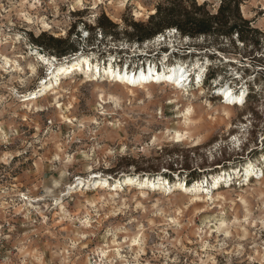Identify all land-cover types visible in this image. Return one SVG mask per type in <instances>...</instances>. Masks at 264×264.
<instances>
[{
    "label": "rangeland",
    "instance_id": "374dc122",
    "mask_svg": "<svg viewBox=\"0 0 264 264\" xmlns=\"http://www.w3.org/2000/svg\"><path fill=\"white\" fill-rule=\"evenodd\" d=\"M158 1L0 0V264H264V47L173 28L128 39L126 23L146 21ZM240 9L264 31V0ZM101 13L116 37L95 27ZM70 30L78 50L63 56L30 41ZM83 56L90 76L81 64L56 84ZM108 66H180L185 78L141 88ZM227 87L243 99L225 98ZM183 162L198 179L185 182ZM128 176L167 180L120 185Z\"/></svg>",
    "mask_w": 264,
    "mask_h": 264
},
{
    "label": "trees",
    "instance_id": "16d2710c",
    "mask_svg": "<svg viewBox=\"0 0 264 264\" xmlns=\"http://www.w3.org/2000/svg\"><path fill=\"white\" fill-rule=\"evenodd\" d=\"M243 1L219 0L216 10L211 11L205 1L160 0L156 3L154 12L148 15L146 21L131 19L126 23L130 28V31L125 29L126 37L130 40L142 42L161 34L166 29L173 28L182 36L191 38L205 36L210 39L212 44L229 42L234 46L235 42H240L242 46L250 47L251 51L260 50L264 47V31L254 26L251 19L242 15L240 6ZM95 27L103 35L117 36L116 23H113L104 13L96 18ZM72 31L70 30L65 37L54 36L44 31L35 36L30 34V41L40 50L51 52L56 56H63L78 50V44L71 39ZM165 49L163 47L161 50L165 51ZM221 51L227 52V49L224 48ZM215 73L216 70L212 67L207 69L206 80L214 79ZM133 163L134 161L130 160L127 164ZM172 163L167 165L170 170L174 169ZM180 168L191 169V166L190 163L183 162ZM154 171H158V169H154ZM180 172L182 171L180 170ZM164 175L171 179L170 174L164 173ZM186 176L188 178L185 179V182L190 183L192 180L199 178V171L197 172L196 168H193Z\"/></svg>",
    "mask_w": 264,
    "mask_h": 264
},
{
    "label": "bare ground",
    "instance_id": "6f19581e",
    "mask_svg": "<svg viewBox=\"0 0 264 264\" xmlns=\"http://www.w3.org/2000/svg\"><path fill=\"white\" fill-rule=\"evenodd\" d=\"M155 9L150 10V12H154ZM44 58V57H43ZM48 61V60H47ZM5 63H9V59L5 58ZM10 64V63H9ZM81 64H85L87 66V69L84 71V73L87 76H90V71H89V60L86 56H83L80 60H74L70 63H67L63 66H61L58 71L57 74L55 76V80H56V84L61 85L62 84V79L60 76V74H69L72 71H74L75 69H80L81 68ZM84 69V68H83ZM104 69V68H103ZM180 66H178V68H175L173 66V68L169 69V71H161V72H155L152 68H149L148 71L146 73L144 72H139L138 74H133V73H128V72H118V71H114V69H111L110 66H108L107 69H104L103 72L104 74H109L110 77L113 78H117L118 80H120L121 82L126 83L127 85H138V87H145L146 84L145 82L149 81L150 79L153 78V80L159 81V80H166V79H172L173 81L179 82L181 80H183L185 78V74L183 73V69L179 70ZM65 77V76H64ZM55 84V83H54ZM51 85H53L51 83ZM47 85L45 84L43 86V90L45 91L47 89ZM50 87V84H49ZM222 95L226 96L227 99H238V100H242L243 99V95L241 94H233V92L231 91L230 87H227L225 89L222 90ZM190 109L187 108L186 112L189 114ZM256 173L255 169L249 165L246 168V174L247 176H249L250 174ZM165 177L163 176H159L156 180L152 179L150 177L145 178L144 180H138L137 178H134L132 176H128L127 178H124L122 182H120L119 184L121 185L123 184H138L141 188L142 187H153V188H161L162 186H164L165 181ZM218 180L215 181V183H217ZM99 185L104 186L106 184V181H99L97 182ZM119 184H115L114 188H116L117 186H119ZM96 185V184H95ZM181 188L186 189L185 187H183V184L180 182L178 184ZM197 186L196 184H194V186L192 187L193 190H196ZM191 189V188H190ZM188 190V189H187ZM142 194H143V190H141ZM212 196H209L208 198H211Z\"/></svg>",
    "mask_w": 264,
    "mask_h": 264
}]
</instances>
